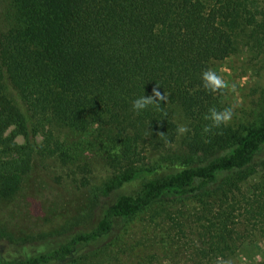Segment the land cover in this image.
I'll return each mask as SVG.
<instances>
[{
	"label": "trees",
	"instance_id": "obj_1",
	"mask_svg": "<svg viewBox=\"0 0 264 264\" xmlns=\"http://www.w3.org/2000/svg\"><path fill=\"white\" fill-rule=\"evenodd\" d=\"M0 3V208L39 161L76 159L63 131L101 153L103 197L137 186L69 240L0 264H153L144 252L184 240L192 264H264V108L211 127L210 109H232L225 84L213 93L201 80L209 68L221 77L217 67L242 51L264 60V0ZM154 90L162 100L135 107ZM157 205L151 221L166 236L144 223L79 255Z\"/></svg>",
	"mask_w": 264,
	"mask_h": 264
},
{
	"label": "rangeland",
	"instance_id": "obj_2",
	"mask_svg": "<svg viewBox=\"0 0 264 264\" xmlns=\"http://www.w3.org/2000/svg\"><path fill=\"white\" fill-rule=\"evenodd\" d=\"M1 9L0 3V25ZM217 72L227 86L232 121L255 119L264 108V60H255L252 53L242 51L221 63ZM61 139H66L74 147L76 159L67 166L55 159L39 161L19 194L0 208L1 258L21 260L36 251H44L49 246L69 240L77 232L97 222L102 206L115 201L119 195L137 189L135 184L126 185L109 197H103L100 187L108 171L101 153L89 145L91 138L63 131ZM18 140L23 142V138ZM256 160H264V149ZM158 206L143 212L134 220L120 221L111 236L79 251V255L84 256L85 253L113 245L124 233L135 232L136 227L144 223L151 227L150 232L157 230L158 238L166 236L165 223L161 222L163 225L159 224L156 228L155 222L151 221L153 209ZM32 235L35 239H32ZM130 236L134 240L140 238L138 233ZM185 242H182L180 250L174 246L157 250L159 252L147 250L144 253L148 259L149 254L157 255L153 264H192V249ZM243 261H248V258H243Z\"/></svg>",
	"mask_w": 264,
	"mask_h": 264
},
{
	"label": "clouds",
	"instance_id": "obj_3",
	"mask_svg": "<svg viewBox=\"0 0 264 264\" xmlns=\"http://www.w3.org/2000/svg\"><path fill=\"white\" fill-rule=\"evenodd\" d=\"M201 80L204 82L205 88L211 89L213 93L224 87V81L214 70L210 68L202 72ZM153 97H155L156 100L163 99L160 93L154 90L152 96L140 97L135 102V107L147 108L149 105L155 104L156 100H154ZM231 117L232 111L230 109H225L221 112H217L215 109H210L209 114L205 117V119L211 121V127H220L221 124H227ZM177 130L180 134H184L188 129L185 126H180ZM208 130V128H205V131Z\"/></svg>",
	"mask_w": 264,
	"mask_h": 264
}]
</instances>
